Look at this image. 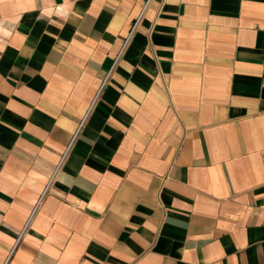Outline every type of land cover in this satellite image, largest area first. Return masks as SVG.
<instances>
[{
	"label": "crops",
	"instance_id": "obj_1",
	"mask_svg": "<svg viewBox=\"0 0 264 264\" xmlns=\"http://www.w3.org/2000/svg\"><path fill=\"white\" fill-rule=\"evenodd\" d=\"M0 264H264V0H0Z\"/></svg>",
	"mask_w": 264,
	"mask_h": 264
},
{
	"label": "built area",
	"instance_id": "obj_2",
	"mask_svg": "<svg viewBox=\"0 0 264 264\" xmlns=\"http://www.w3.org/2000/svg\"><path fill=\"white\" fill-rule=\"evenodd\" d=\"M148 6V3L146 4V8H148L147 7ZM145 8V9H146ZM137 25H138V23L137 22H135V24H134V26L132 27V29H131V32H130V35H129V37L127 38L128 40H129V38L131 37V35L134 33V31H135V29H136V27H137ZM128 40H127V42H128ZM62 161H63V158H62V160H61V162H60V165H59V167L56 169V172L54 173V175H53V177L56 175V173H57V171L59 170V168L61 167V163H62ZM53 177H51V181H52V179H53Z\"/></svg>",
	"mask_w": 264,
	"mask_h": 264
}]
</instances>
